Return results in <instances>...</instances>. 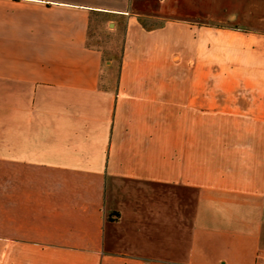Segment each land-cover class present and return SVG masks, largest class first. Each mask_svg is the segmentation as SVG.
I'll use <instances>...</instances> for the list:
<instances>
[{
    "label": "crops",
    "instance_id": "crops-1",
    "mask_svg": "<svg viewBox=\"0 0 264 264\" xmlns=\"http://www.w3.org/2000/svg\"><path fill=\"white\" fill-rule=\"evenodd\" d=\"M213 6L0 0V264H264V33Z\"/></svg>",
    "mask_w": 264,
    "mask_h": 264
},
{
    "label": "rangeland",
    "instance_id": "rangeland-1",
    "mask_svg": "<svg viewBox=\"0 0 264 264\" xmlns=\"http://www.w3.org/2000/svg\"><path fill=\"white\" fill-rule=\"evenodd\" d=\"M147 27H157L163 22L154 19L143 21ZM121 28L124 21H119ZM210 25L228 27L239 25L243 29L264 33V0H214ZM124 33L116 31L111 14L99 12L91 24L90 42L104 50L106 59L120 60Z\"/></svg>",
    "mask_w": 264,
    "mask_h": 264
}]
</instances>
